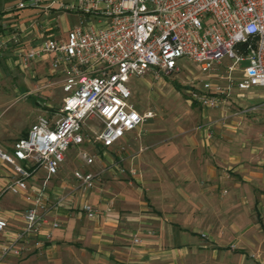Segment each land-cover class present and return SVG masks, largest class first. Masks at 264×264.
<instances>
[{
	"label": "built area",
	"instance_id": "obj_1",
	"mask_svg": "<svg viewBox=\"0 0 264 264\" xmlns=\"http://www.w3.org/2000/svg\"><path fill=\"white\" fill-rule=\"evenodd\" d=\"M13 7L70 12L76 23L62 38L46 35L19 56V63L27 66L47 55V71L60 76L63 96L58 107L37 114L26 133L0 151V160L12 171L3 192L32 189L28 179L39 169L44 172L40 187L32 189L36 194L25 195L30 205L21 213V226L0 242V263L39 246L43 224L58 226L46 219L49 210L71 203L74 193L100 187L104 168H75L70 187L48 197L47 180L58 173L69 147L91 150L99 145L120 153L124 134L153 117L152 111H138L131 103V78L177 73L179 61L186 59L199 83L188 87L186 99L202 108L264 87V0H17ZM255 109L257 104L247 110ZM87 148L76 151L83 166L95 159ZM79 208L87 218L99 215L86 201ZM6 227L0 215V234ZM131 241L140 239L135 235Z\"/></svg>",
	"mask_w": 264,
	"mask_h": 264
},
{
	"label": "rangeland",
	"instance_id": "obj_2",
	"mask_svg": "<svg viewBox=\"0 0 264 264\" xmlns=\"http://www.w3.org/2000/svg\"><path fill=\"white\" fill-rule=\"evenodd\" d=\"M16 1L0 0V14L3 9L15 11ZM33 21L36 36L52 33L62 38L76 16L51 9L38 11ZM179 65L177 73L148 72L128 82L133 106L153 113L143 122L152 124L140 131L148 145L132 163L135 168L126 162L137 155L135 147L120 153L113 150L107 159L95 158L83 166L75 152L87 147L80 145L69 147L58 172L104 168L102 182L129 177L134 199L143 203L140 213H146L145 223L134 228L142 235L139 247L149 252L143 264H264V87H253L243 97L232 94V101L214 108H202L186 99L188 87L199 85L196 71L186 59ZM31 70V77L21 78L24 87L30 85L27 96L11 93L15 102L0 110V123L12 122L11 135L16 134V124L31 116L25 103L36 116L58 107L63 96L58 74H49L46 68ZM255 104L257 109L247 110ZM169 223L197 235L172 231ZM223 246L228 250L213 248Z\"/></svg>",
	"mask_w": 264,
	"mask_h": 264
},
{
	"label": "crops",
	"instance_id": "obj_3",
	"mask_svg": "<svg viewBox=\"0 0 264 264\" xmlns=\"http://www.w3.org/2000/svg\"><path fill=\"white\" fill-rule=\"evenodd\" d=\"M38 11L42 10L24 8L10 12L8 9H3L0 14V110L15 102L16 99L11 93L19 92L22 98L27 96L28 85L24 87L21 78L31 77L32 68L42 70L48 67L47 55L38 61L30 62L27 66L19 63V56L22 52L36 47L46 35L52 34L36 36L34 33L35 26L30 23L37 17ZM18 12L19 14L14 18L13 16ZM69 26L70 24L67 28ZM25 107L27 115L31 116L25 122L14 126L15 135L9 133L12 122L8 123L6 120L0 123V151L8 150L13 141L21 137L23 129L27 130L29 121L35 116V111H30L26 103ZM151 122L142 123L139 127L125 133L120 139L125 148L135 147L137 155L126 160L130 167L135 168L132 163L136 162L138 154L144 152L143 147L146 143L140 131L142 127L147 128L152 124ZM92 150H95L94 158L98 160L107 159L108 152L111 153L113 150L115 152L114 147L104 149L99 145ZM97 152L100 153L99 157L95 155ZM71 171L67 170L60 174L59 171L47 180L45 191L50 199L54 197V194H63L67 187H70ZM43 177L44 172L39 169L28 179L27 185L32 189L40 187ZM235 177L241 179L237 175ZM11 178L10 166L0 160V215L7 222L5 231L0 234V242L4 237L12 236L14 231L21 226V213L30 205L25 195L34 196L36 194L31 188L17 194L3 192V187ZM129 182V177L128 180H105L101 181L98 189L88 191L84 195L74 193L70 196L71 203L64 201L60 206L47 212L46 219L56 220L58 226L54 228H50L47 224L41 226L37 235V239L41 241L39 246L31 245L20 256L7 257L0 264H143L149 252L139 247L140 242L132 243L131 239L136 235L141 241L142 235L134 232V228L145 223L143 217L146 213H140L144 209L143 203L134 199L136 194L130 189ZM82 201L92 204L98 210L99 215L91 219L87 218L79 208ZM143 201H146V197H143ZM168 226L172 228V231L176 229L190 236L197 235L195 231H188L187 227H180L174 223H169ZM47 232L49 237L45 238L44 234ZM213 248L228 250V246ZM237 252L242 253V251Z\"/></svg>",
	"mask_w": 264,
	"mask_h": 264
}]
</instances>
